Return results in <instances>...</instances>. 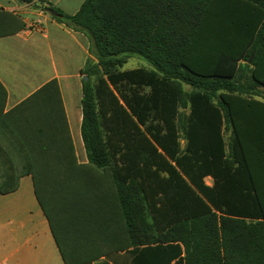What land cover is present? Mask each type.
Listing matches in <instances>:
<instances>
[{
  "label": "trees",
  "instance_id": "obj_1",
  "mask_svg": "<svg viewBox=\"0 0 264 264\" xmlns=\"http://www.w3.org/2000/svg\"><path fill=\"white\" fill-rule=\"evenodd\" d=\"M37 6L91 43L86 162L55 80L7 112L0 82V194L31 177L65 264L82 260L58 234L93 229L79 214L110 190L127 236L119 248L143 264H264V0H84L74 14ZM23 28L0 10V37ZM130 57L150 69L119 72Z\"/></svg>",
  "mask_w": 264,
  "mask_h": 264
},
{
  "label": "crops",
  "instance_id": "obj_2",
  "mask_svg": "<svg viewBox=\"0 0 264 264\" xmlns=\"http://www.w3.org/2000/svg\"><path fill=\"white\" fill-rule=\"evenodd\" d=\"M84 0H0V10L11 12L24 23L14 35L0 37V82L6 91L7 112L30 97L49 81L58 84L66 123L75 156L80 163L86 156L80 137L82 80L86 61L95 59L88 53L89 39L80 31L54 20L37 5L51 4L67 14L78 11ZM40 21L42 32L26 29ZM33 109H42L40 103ZM80 219L95 223L88 232L58 234L59 244L69 258L81 264H143L129 252L126 234H119L117 201L112 190L85 207ZM0 264H65L34 194L31 177L21 178L18 189L0 194Z\"/></svg>",
  "mask_w": 264,
  "mask_h": 264
},
{
  "label": "rangeland",
  "instance_id": "obj_3",
  "mask_svg": "<svg viewBox=\"0 0 264 264\" xmlns=\"http://www.w3.org/2000/svg\"><path fill=\"white\" fill-rule=\"evenodd\" d=\"M137 68H144V69H150L149 65L142 59H139L137 57H130L126 59L125 64H123L122 67L118 68V71H127V70H133ZM143 92H148V88H144ZM184 142L181 141V145L183 146ZM205 183L208 186L212 185V180L210 178H205Z\"/></svg>",
  "mask_w": 264,
  "mask_h": 264
},
{
  "label": "built area",
  "instance_id": "obj_4",
  "mask_svg": "<svg viewBox=\"0 0 264 264\" xmlns=\"http://www.w3.org/2000/svg\"><path fill=\"white\" fill-rule=\"evenodd\" d=\"M26 30L28 32H30L32 30L37 31V32H42L43 31V27H42L41 22L38 20L34 24H31L30 26H28Z\"/></svg>",
  "mask_w": 264,
  "mask_h": 264
},
{
  "label": "water",
  "instance_id": "obj_5",
  "mask_svg": "<svg viewBox=\"0 0 264 264\" xmlns=\"http://www.w3.org/2000/svg\"><path fill=\"white\" fill-rule=\"evenodd\" d=\"M44 12L50 14L53 17H59V14H57L53 9H51L50 7H46L44 8ZM251 61V59L249 60V62ZM88 77L83 76V81H87Z\"/></svg>",
  "mask_w": 264,
  "mask_h": 264
}]
</instances>
